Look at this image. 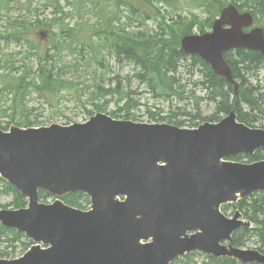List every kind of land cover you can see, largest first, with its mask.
Returning a JSON list of instances; mask_svg holds the SVG:
<instances>
[{"label": "water", "instance_id": "1", "mask_svg": "<svg viewBox=\"0 0 264 264\" xmlns=\"http://www.w3.org/2000/svg\"><path fill=\"white\" fill-rule=\"evenodd\" d=\"M252 22L249 12L231 4L212 32L187 35L182 47L201 55L237 91L224 53L241 47L264 53V31H243ZM260 147L264 129L237 121L234 112L197 129L104 114L71 126L0 129V175L29 197V208L0 210V221L50 245H34L0 264H169L193 250L264 264L256 250L221 244L248 224L239 212L226 217L221 205L264 190V161L222 158ZM40 189L58 196L86 192L93 209L40 203Z\"/></svg>", "mask_w": 264, "mask_h": 264}, {"label": "trees", "instance_id": "2", "mask_svg": "<svg viewBox=\"0 0 264 264\" xmlns=\"http://www.w3.org/2000/svg\"><path fill=\"white\" fill-rule=\"evenodd\" d=\"M12 0H0V6L9 5ZM72 2L79 13L83 10L88 9L92 0H67ZM117 2L119 7L121 4L127 6L128 20L126 26L116 27L113 24H106L103 29L95 31L93 41L83 42L85 47H88L94 54L93 58L102 66L104 64V58L101 54V49L105 46L109 49L110 57L117 60L119 63H129L134 67L135 75L133 80L144 84L148 90L158 98H162L173 102L176 100H186L191 97H196L194 91H190L189 96L186 93L187 84L183 82V78H177V74L183 62L188 68V72L194 75L193 70L200 68L203 73V79L200 83L189 79L190 84L195 86L203 85L206 89V96H199L198 99H206L214 102L216 111L208 116L202 118L204 120L218 121L221 114H229L232 110H235L241 121L253 126L254 123L259 120H264V93L260 94L262 87L260 85H253L246 75L242 72L245 69L251 70V68L260 69L264 67V56L260 53L246 50V49H234L225 54V57L230 64L234 77L239 80L240 89L236 94L234 86L227 82L224 78L217 75L211 66L201 59L198 55L187 54L181 47V38L185 35L192 34L196 28L199 32H205L212 27L214 19L219 15L221 9L227 4L225 0H205L204 7L210 13V16L205 21H199L197 19H190L187 16L176 14V16L170 19L166 18L161 11L154 5V0H108ZM160 1V0H158ZM165 3L171 4L172 0H162ZM236 3L239 8L252 9L254 14L255 22L258 25L264 27V0H230ZM17 2L16 4H18ZM29 4L32 7L33 1L29 0ZM59 1H57L54 7L59 8ZM153 6L155 9L153 12L146 10L147 5ZM33 8V7H32ZM38 11L34 8L32 11ZM63 12V11H62ZM60 11L54 13V17L42 19L37 15L33 14V17L29 18L26 15L20 16V18H11L7 20L6 28L0 31V44L2 41L15 42L20 45H28L31 54H36L37 48L31 40L30 36L34 34L35 28H41L38 31V35L44 34V32L51 31L52 37L57 38H73L74 40H80L76 37L78 33L73 32V29L61 28V35L58 36L52 29V24L57 23L55 17ZM114 14V12H112ZM21 17L23 19H21ZM155 18L157 20V28H149L147 21ZM45 27V28H42ZM88 34V33H83ZM50 37V34L48 35ZM82 37L84 35H81ZM66 41L65 39H62ZM70 43V42H69ZM71 44V43H70ZM63 45L59 40H55L51 43V46L45 48V55L39 57L38 62L31 64L26 68V74L28 73L30 79H26V75H12V81L4 88L0 87V94L5 91H10L15 94H24L27 89L33 90H47L55 92L62 88L68 87V81L63 77V66L57 67V61L53 66L54 56L49 55V48L51 47L56 51L55 56L61 52ZM85 47L81 48L84 50ZM35 50V51H34ZM99 56V58H98ZM92 59V58H90ZM89 59V60H90ZM51 61L52 68H47L48 62ZM10 66L11 72L15 70V60L13 55L10 58H5L4 61L0 60L1 66ZM122 65V64H121ZM24 67V66H23ZM201 72V71H200ZM117 81L118 85L115 88L104 89L103 85L97 84V88L101 96L105 94L117 93L120 98L117 99V103L125 97L128 98L125 107H121L118 111H113L112 114L120 116L118 113L121 110H126L129 116V112L132 108L130 105L131 98L130 94L132 90H125L121 86L120 77L113 78ZM110 79V80H113ZM241 82V83H240ZM244 87V88H243ZM243 88V89H242ZM15 101V98H14ZM247 107L248 111L245 110ZM102 109V108H100ZM180 110V109H179ZM189 114L187 111L175 113L161 117V119H172L180 115ZM155 117V114H152ZM23 118L17 121L14 117L11 119L12 123H16L21 126H32L33 121L29 118ZM196 117H194L195 119ZM175 119L176 124L183 125L184 120ZM192 126L198 124L191 122ZM1 126V123H0ZM9 126V125H8ZM8 126L3 127L4 129ZM2 127V126H1ZM264 127V122L262 123ZM264 159V150H259L254 156H250V162ZM2 188V189H1ZM0 193L12 194L13 199L9 204L1 205L4 207L12 206L13 208H21L27 205V199L21 195L13 186L9 185L0 178ZM41 198H48L51 196L49 193L41 191ZM66 203L85 208L84 204L89 202V199L80 192L72 193L64 197ZM235 208H240L244 216L254 223L252 229H241L234 234V243L237 246H245L247 241L254 240L257 248L264 252V193H256L243 200L237 205H233ZM20 242L23 249L28 248L32 241L25 237L23 233H19L15 229L7 228L0 223V248L3 243H7V246L16 248V243ZM2 255H6L7 251L1 250ZM201 255L200 253H190L183 258H179L172 264H193L197 263L196 256ZM207 260L203 261V264H239L236 260L229 257L215 258L213 256H205ZM253 264V263H247Z\"/></svg>", "mask_w": 264, "mask_h": 264}, {"label": "rangeland", "instance_id": "3", "mask_svg": "<svg viewBox=\"0 0 264 264\" xmlns=\"http://www.w3.org/2000/svg\"><path fill=\"white\" fill-rule=\"evenodd\" d=\"M33 8L29 4V0H12L9 5L0 6V31L6 28L7 20L11 18H20L22 15H26L31 18L37 15L42 19L54 17L56 11H60L55 17L57 18V23L51 25L53 31L57 33L58 36L61 35V28L73 29V32H77V39L73 38H57L47 35L44 32L42 35H38V31L41 28H35L34 34L30 36L34 45L38 49L36 54H31L28 45H20L15 42H1L0 44V60L4 61L5 58H10L13 55L15 60V70L11 72L10 66L0 67V87H5L8 85L12 78V75H26V79L29 80L30 76L26 74V68L31 64L38 62L39 57L45 55V48L51 46V43L55 40L63 45V49L55 56L56 51L51 47L49 48V55L54 56L53 66L55 61H57V67L63 66V77L68 81V87L62 88L55 92L50 91H39L33 89H27L22 95L21 93L15 97V94L10 91H5L0 94V123L1 126H6L10 124L11 119L14 117L17 121L26 115L35 125L45 126L51 124H70L74 122H84L90 118L89 111L96 112L97 107H103L107 112L118 111L119 108L125 107L128 98L125 97L120 102L117 103V99L120 98L117 93L105 94L101 96L97 84L103 85L104 89L117 87L118 83L113 78L120 77L121 86L125 90H132L130 94L132 108L129 112V120H134L137 122L155 123V119L151 117L150 113H157V118L161 116L173 115L175 113L187 111L189 114L180 115L178 118L185 121L183 127H190V123H200L202 118L212 115L216 111V104L206 99H198L199 96H206V89L203 85L195 86L190 84L189 79L192 78L193 81L200 83L203 79V73L200 68H195L193 70L194 75L188 72L185 63L180 67L177 74V78H183V82L187 84L186 95L189 96L190 91H194L197 95L196 97H191L186 100H176L173 102L155 97L148 88L136 80H133L135 75L134 67L129 63H119L114 58L110 57L107 48L101 49V54L104 58L105 66L100 65L94 58V54L87 45L80 44V41L90 42L93 41L90 37V33L94 31L93 24L97 26V23L101 22L102 19L111 20L112 23L118 21L119 14L122 15L123 23L126 22L127 18V6L121 4L120 7H116L114 2L107 0H94L89 5V10L85 9L82 13H79L72 2L67 0H32ZM59 1V8L54 7ZM145 1V0H144ZM171 4L165 3L164 1L154 0V5L157 9H161L162 13L166 15V18L170 19L177 13L183 16L189 17L190 19H197L199 21H205L206 18L210 16V13L204 7L205 0H172ZM19 2L18 4H16ZM229 3L230 0H225ZM36 8L38 11H32ZM154 7L150 4L147 5L146 10L149 12L154 11ZM63 11V12H62ZM114 11L117 13L116 17H112L109 12ZM31 16V17H30ZM21 19H23L21 17ZM149 28H157V22L155 18L149 19L147 22ZM45 28V27H42ZM198 31V28L195 29ZM195 31V32H196ZM88 33V34H83ZM81 35H84L83 37ZM65 39L66 41H63ZM71 44H70V43ZM84 50H81V48ZM35 51V50H34ZM92 58V59H90ZM99 58V56H98ZM90 59V60H89ZM51 61L46 65L47 68H52ZM122 64V65H121ZM24 66V67H23ZM201 71V72H200ZM246 78L251 81L254 85L262 86L260 94L264 93V68L263 66L258 68L245 69L242 71ZM113 79V80H110ZM263 92V93H262ZM15 98V101H14ZM180 109V110H179ZM248 111L247 107L245 108ZM121 114L120 119L125 114H128L126 110L119 111ZM223 115V114H221ZM219 115V116H221ZM194 117H196L194 119ZM164 119L162 121H157L161 123H168L169 121L175 122V119ZM264 120H257L254 123V127H262ZM173 124V123H169ZM11 125H16L12 123ZM3 129L2 127H0ZM247 159H242L246 162ZM2 189V188H1ZM0 189V190H1ZM12 201V195L6 193H0V204H8ZM51 199L45 201L49 203ZM1 208V207H0ZM10 207L6 208L9 209ZM232 209L230 208L226 215L231 216ZM16 248L12 256L19 255L23 251L21 243L17 242ZM7 247V248H6ZM256 244L254 240H251L246 244L245 248L252 249L255 248ZM11 250V246H7V243L1 245V250L4 249ZM2 254L0 253V257ZM7 256H10L9 254ZM202 257H197L199 260Z\"/></svg>", "mask_w": 264, "mask_h": 264}, {"label": "bare ground", "instance_id": "4", "mask_svg": "<svg viewBox=\"0 0 264 264\" xmlns=\"http://www.w3.org/2000/svg\"><path fill=\"white\" fill-rule=\"evenodd\" d=\"M233 50H234V49H233ZM240 83H241V82H240ZM253 85H254V84H253ZM261 87H262V86H261ZM114 88H115V87H114ZM243 88H244V87H243ZM243 88H242V89H243ZM234 93H235V92H234ZM262 93H263V92H262Z\"/></svg>", "mask_w": 264, "mask_h": 264}]
</instances>
